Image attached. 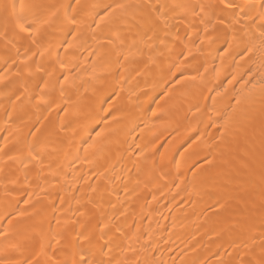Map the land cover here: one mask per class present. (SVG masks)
I'll list each match as a JSON object with an SVG mask.
<instances>
[{"label": "bare ground", "instance_id": "1", "mask_svg": "<svg viewBox=\"0 0 264 264\" xmlns=\"http://www.w3.org/2000/svg\"><path fill=\"white\" fill-rule=\"evenodd\" d=\"M14 2L21 0H0V183L8 180L0 190V232L10 233L0 244L20 246L0 254L5 264L36 257L40 236L24 237L32 226L47 229L49 221L56 228L58 217L74 222L71 238L81 225L93 235L94 247L84 245L83 255L94 264H264V104L256 97L221 118L230 97L243 88L242 81H228L248 62L232 64L230 56L221 62L218 54L194 45L195 59L181 55L199 21L175 6L199 0H78L87 23L83 55L73 56L83 64L90 50L113 61L121 55L95 90L85 93L81 84L62 96L57 87L47 98L51 103L39 104L37 77L21 63L31 39L10 19ZM22 2L39 13L40 6L77 0ZM237 3L244 6L237 9V27L246 28L249 17L260 23L264 0ZM117 4L127 7L112 11ZM105 13L111 15L102 20ZM225 15L226 23L235 18ZM49 32L53 45L63 38L56 29ZM97 41L107 46L98 48ZM58 51L64 57V49ZM213 56L219 78L215 70L201 77ZM178 65L187 69L185 77L196 79L177 85L172 77ZM101 104L114 109L107 123L100 119ZM225 120L231 123L222 128ZM102 129L97 148L89 149ZM37 137L48 141L40 165L28 157V144ZM28 199L32 207L24 204ZM21 210L31 218L18 220ZM98 224L108 225L103 235Z\"/></svg>", "mask_w": 264, "mask_h": 264}, {"label": "snow or ice", "instance_id": "2", "mask_svg": "<svg viewBox=\"0 0 264 264\" xmlns=\"http://www.w3.org/2000/svg\"><path fill=\"white\" fill-rule=\"evenodd\" d=\"M83 7L77 0L76 3L40 6L41 11L37 13L35 11L36 5L23 3L22 0L18 5L15 2L11 5L10 19L13 21L15 29L19 34L31 39L30 54L26 55L21 63L28 65L26 71L30 75L37 77L33 88L38 89V91L34 92L38 104L51 103L47 98L56 91L57 87L62 96L70 89H79L81 84L85 88V93L95 90L96 85L100 84L106 78V75L111 73L113 64L118 62V58L121 55L120 52H117V59L113 61L110 56L106 58L104 54H97L95 50H90L89 55L84 57L83 64L73 56L74 52L83 55V52L79 51L84 46L83 38L85 32L83 28L87 23L86 17L79 15V11ZM126 7L124 4H117L112 11H115V9H125ZM175 7L181 8L186 14L190 13L194 19L199 21V24L195 26L196 32L188 34L185 46L189 50L181 55L185 58L195 59L192 56L193 48L191 47L194 45L196 51L202 52L204 49H209L210 52L218 54L221 62H223L226 56L232 57V64L239 65V63L245 60L248 62L246 69L242 70L238 76L233 75L232 79L228 81L229 84H233V82L240 83L242 81L243 88L239 92H234L230 97L221 112V118L230 115L229 109L236 111L246 101H252L256 97H259L260 102L264 104V11L258 13L260 23H256L255 17H249L248 25L245 28L243 25L237 27V25H240L239 16L236 15L237 9L244 7L238 4L237 0H207V2L199 0V2L176 5ZM68 9H72L73 11L69 12ZM225 13L232 14L235 18L230 23H226L228 16ZM110 15L111 13H105V17L101 19L104 20ZM160 15H164V13H160ZM88 26L90 27V24ZM257 28L259 29L258 33L255 31ZM51 29H56L58 32L63 33V38L55 45L47 39L50 35L49 30ZM113 35L118 38L117 33ZM197 40L199 41L198 44L196 43ZM107 44L111 45L112 40H108ZM161 44H164L163 39L161 40ZM106 46V44L97 41L96 47L104 48ZM60 48L64 49V57H61L58 51ZM53 55H55L54 63L52 59ZM237 56L240 57L239 61L236 60ZM149 59L151 60L152 58L150 57ZM215 59L216 57L213 56V63L210 67L205 64L204 71L199 73L201 77L215 70L217 78H219L221 69L216 66ZM88 61H92V63L89 64L87 63ZM98 64L99 67L97 66ZM32 65H35L34 69ZM49 65H52L51 71L49 70ZM200 66L199 63L196 65L197 70H199ZM186 70L179 65L177 66V70L172 77V79L176 80L177 85L186 79H196V76L185 77L184 71ZM245 73L247 74V78ZM84 74H87L86 79ZM4 79L5 77L0 74V81ZM41 80L43 83H40ZM77 80L80 81V84H77ZM216 87H219V85ZM209 91H215V88L209 89ZM2 94L0 93V95ZM80 98L78 97V99ZM101 108L104 114L100 116V119L107 123L114 109L103 108L102 104ZM247 115L248 113L246 112L242 114L243 118H247ZM230 123V120H225V123L221 127L226 128ZM104 131L102 129L96 133V136L92 138V143L88 145L89 149L97 148V140L103 135ZM47 152L48 141L37 137L33 142L28 144L29 163L40 165ZM16 182V180L9 181L10 184H15ZM24 204L32 207L30 199L25 200ZM31 215L24 210L16 213L18 220L31 218ZM81 215L83 214L81 213ZM73 224L74 222H70V218L61 219L58 217L56 219V228H52L51 221H49L47 229H44L42 224L39 230H37L36 226H32L31 233L24 238L33 239L36 235H39L41 246L36 257L29 260L28 264H94L93 260L83 255L86 251L84 245H88L89 250L94 247L93 235L86 234L84 230L85 226L81 225V230L77 232L76 237L74 239L71 238V231L74 230ZM98 227L101 235L108 229L107 224H98ZM9 236L10 233L7 228L3 232H0V238L4 240H8ZM77 241L80 243H77ZM19 246L18 244H10L6 249L4 245L0 244V254L6 255L8 250ZM49 249H52L51 254H49ZM101 251H103V247H101ZM57 253H63V255L58 256ZM37 257L46 258L39 259ZM0 264H5L3 258H0ZM95 264H111V262L100 260L96 261Z\"/></svg>", "mask_w": 264, "mask_h": 264}, {"label": "rangeland", "instance_id": "3", "mask_svg": "<svg viewBox=\"0 0 264 264\" xmlns=\"http://www.w3.org/2000/svg\"><path fill=\"white\" fill-rule=\"evenodd\" d=\"M7 181H8V180H7L6 178L3 179V183H0V185H1V186H0V190L2 189V186H4V184L7 183ZM20 200H21V199H20ZM20 200H18L17 204H22V202H23L24 199L21 200L22 202H19Z\"/></svg>", "mask_w": 264, "mask_h": 264}]
</instances>
